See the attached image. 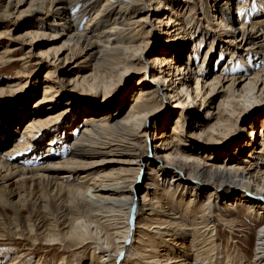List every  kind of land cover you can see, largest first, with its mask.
Segmentation results:
<instances>
[{
    "label": "bare ground",
    "instance_id": "6f19581e",
    "mask_svg": "<svg viewBox=\"0 0 264 264\" xmlns=\"http://www.w3.org/2000/svg\"><path fill=\"white\" fill-rule=\"evenodd\" d=\"M263 14L264 0H0V68L47 69L20 134L21 104L0 115V264L36 263L40 250L74 254L49 264H243L219 233L233 230L242 203L261 225L253 259L264 264V131L255 126L249 149L228 150L229 160L216 155L264 106V26L256 23ZM13 15L32 21L16 37ZM162 15V45L150 52ZM46 38L63 43L47 47ZM216 52L219 71L207 63ZM72 74L80 102L63 103ZM131 74L139 84L123 100L127 110L120 113L121 102L113 113ZM170 98L179 110L153 139L161 102ZM74 103L85 116L63 129ZM198 106L206 116L185 133ZM107 164L119 172H100ZM55 191L65 194L53 204Z\"/></svg>",
    "mask_w": 264,
    "mask_h": 264
},
{
    "label": "rangeland",
    "instance_id": "374dc122",
    "mask_svg": "<svg viewBox=\"0 0 264 264\" xmlns=\"http://www.w3.org/2000/svg\"><path fill=\"white\" fill-rule=\"evenodd\" d=\"M236 5H239V4L236 3ZM234 10L236 12V9H234ZM165 20H166L165 15L164 16L162 15L161 21L155 22V24L158 22H160V24L159 25L156 24L157 26L155 25L156 31L154 32V35L152 36V44L150 45V49H149L150 52H154V51L158 50L159 46L162 45L161 41H160L161 36H160L159 30H160V26H162V28H163L164 24H162V22L163 21L165 22ZM8 21L12 25H13V23H15V25L11 27V28H13V27L17 28L16 32H12V35L15 37L17 35H21V34L25 33V31H27L26 29H28V28H25V26L28 23L32 22L31 19L29 20L28 18H27V21H23V20H19V19L17 20L16 15H13L11 18H9ZM256 23L264 26V14L261 15L260 17H257ZM9 41L12 42L13 45L19 44L18 42L13 41V40L12 41L9 40ZM42 41H40V43L46 44L47 47H51V46L57 47V46H61L63 43V40H61L60 38H57L56 40H48L46 38L45 40H42ZM24 47H25V49H24V52L22 54L26 53L27 50L29 49V46H24ZM36 50H37L36 52H38V50H40V48H37ZM217 53H219V52H216V55H214L212 58H210L208 60L207 63H208L209 69L212 65V61L213 60L216 61V58L218 56ZM218 58H219V56H218ZM80 61H81V57L74 58V60H72V61L69 60V62L66 64V66L72 67V66L76 65L77 63H79ZM199 61H197V63H196V69L199 68ZM216 63H218V62L217 61L214 62L213 63L214 65H212V67H213V69L216 67V70L219 71V69H221V64L219 65V67H217ZM223 63L224 62H222V64ZM252 64H253V62H252ZM206 67L203 66L202 70L206 69ZM208 67H207V69H208ZM88 70L89 69L86 68L84 73H86ZM46 71H47L46 68H43L42 66H39L37 64L32 66V67H29V68H25L24 66L22 67L21 64H13L12 66H5V67L0 68V89L1 88H3V89L8 88L7 89L8 92H7V90H5V92L2 93V94H6V95L3 96L0 93V115L3 113L8 114V112H10L12 110V108L18 104H21L20 107H24L21 109H22V111H25V113H23V115L21 114V116L19 118L16 117V119L19 120V122L21 124V126L19 127L18 132H17L18 134H20L22 132V129L24 127V123H26L29 120V119H27V117H29V112H26V111H28L29 109H32V107H34L37 104V102L39 101V99L43 95L42 85H43V82H44V79L46 76L45 75ZM58 76H59V74H58ZM58 76L56 75L55 77H58ZM75 76L76 75L72 74L71 76L66 77V80L68 81V83L64 82V87L62 89V95H61L63 97V98H61V101L63 103H66L67 101H69L71 99H74L75 101L80 102L81 97H78L75 94V92L71 91L73 84H71V83L69 84V81L71 80V78H73ZM137 77H138L137 74H131L128 78H126V81H124L123 85L118 87L117 92L115 94V98L113 100V103H115V105L112 104V107H111L112 112L116 111L117 107H120L119 104L121 102H122V105L120 108V113H124L127 110L129 103L127 102V104H125L123 100H124V98L129 97L130 94L136 89L135 87H137V85L139 84ZM151 79H152V76L150 74L146 76V82L148 83V85L153 84V83H151ZM25 83H28V84L25 88H23V86H25ZM154 85H156V83H154ZM194 86H195V84H194ZM59 99L60 98H58V100ZM96 99H98V102L100 101V103H101L103 101L102 99H104V98H102V95L99 94ZM73 105L74 106H71L70 108H68L69 109L68 114H70V115L68 117V120H66L67 121L66 125L64 124L61 126L63 129H70L71 125L73 126V123L75 122L76 119H79V121H80L81 118L83 116H85V114H83V112H82L83 109L80 108L81 107L80 105L75 104V103ZM177 106H178V103L176 102V100H172L171 98L166 99L165 101L161 102V107H160L159 113L156 116V120H158V122L156 124L157 128L156 127L154 128V134H152L153 139L155 137L157 129L162 127V125L164 123H166L165 121L167 119L169 120L170 117L172 118L173 116L174 117L172 119H175V117H176L175 111L179 110V109H177ZM65 107H66V105H63L60 108H65ZM4 108H6V109H4ZM26 108H28V109L26 110ZM204 108H205V106L204 107H199V106L195 107V109H194L195 111L193 112V116L195 118L190 119V122L187 124V126L184 130L185 133L193 132L194 128H192L190 124L195 125L196 122L200 121L199 120L200 118L203 119L206 116L205 112H203ZM104 111H106V110H104ZM25 118H26V120H23ZM171 122L169 124H171ZM255 126L258 127V130L256 129V132L258 131L259 135H261V133H263V131H264V106L253 108L252 114L249 115V119L247 121H245V123H244V130L239 131L237 129L231 138H227L226 142H222V145H220V147L224 148V150H223V152H221L222 153L221 155L219 153L216 155L223 160H227V158L229 160L230 154L227 153L228 150H232V151L235 150L236 152H234V154L236 153V155L240 154V151L243 148L248 150L249 146H250L249 140H252V138L250 136V134H251L250 131L252 129H254ZM53 135L54 136L57 135L55 130L50 131L47 135L44 136V138H41L42 140L40 139L42 141V143L44 144L43 147H45V145L49 143V140L52 138ZM153 135H154V137H153ZM18 136L19 135H15L14 138H16V137L18 138ZM71 140L72 139L67 141L68 144H71ZM190 140H191V144L194 143L196 145L197 140L195 138H190ZM197 147H199V146H197ZM8 148L11 149V146H8ZM190 148H194L195 149L194 151H196V149H198V148H195V146H191ZM4 150H5V148H4ZM46 150H48V149H46ZM3 153L5 154L4 151L0 152V155H2ZM204 155L205 154L203 153V151H201V155H200L201 158L204 157L203 159H205ZM243 156L244 155H242V158H244ZM239 158L241 159L240 156H239ZM206 161H208V159H206ZM115 165L116 164H107V166H101L100 168H103V169H99V171L100 172H107L108 169H114L115 173H117V172H119L118 171L119 167H116ZM107 167H108V169H107ZM12 181H10V183ZM142 182L143 181L140 180V184ZM63 192L65 194V191H63ZM63 192L61 193V195H58V196H56V191L51 193V197H52L51 199H52V201H54V202H52L53 204L56 203L60 199V197H64ZM236 207H237L236 215H234V217H233V218H235L233 220L234 221L233 230L230 231L227 229V227H223V226L219 227V229H220L219 233L221 234L220 238L223 241V243L221 241V245L224 248V250H227L226 247L229 244L231 246V248H229V250H228V251H230V253H233V250L236 249V251H238L239 254L243 257V261L248 260L247 262H243V264H256L253 258L255 257V253H256V245L255 244L257 241V233H258V230L260 229L261 225L258 222V220H255L254 218H252L248 215L249 214L248 210L250 208L249 204H246V203L237 204ZM256 207L257 206H255L254 208L251 207L252 211L257 209ZM230 235H232V236H230ZM28 246H29V249H31V248L33 249V247H31L32 245L30 243H28ZM55 248L59 249L60 247H55ZM19 249L23 250L22 248H19ZM63 249L67 250V249H74V248H66L65 247ZM53 252H54V250L53 251L52 250H46V251L40 250L36 255V263H33V264H49L50 261H53L55 258H57V255L59 253H62V254H60L58 256V258H57L58 260L62 259L60 257L63 254L66 255L65 260L67 258H69V260H71L72 256L74 255V254L72 255L71 250L65 251V252H59L57 254L53 253Z\"/></svg>",
    "mask_w": 264,
    "mask_h": 264
}]
</instances>
